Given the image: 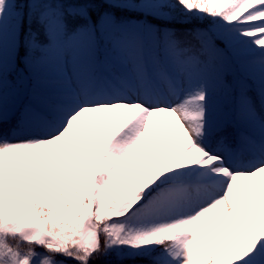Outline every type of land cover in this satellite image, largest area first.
<instances>
[{"label":"snow or ice","instance_id":"6c2138e0","mask_svg":"<svg viewBox=\"0 0 264 264\" xmlns=\"http://www.w3.org/2000/svg\"><path fill=\"white\" fill-rule=\"evenodd\" d=\"M93 260L264 264V0H0V264Z\"/></svg>","mask_w":264,"mask_h":264},{"label":"trees","instance_id":"16d2710c","mask_svg":"<svg viewBox=\"0 0 264 264\" xmlns=\"http://www.w3.org/2000/svg\"><path fill=\"white\" fill-rule=\"evenodd\" d=\"M92 264H102V261L101 260H93L92 261Z\"/></svg>","mask_w":264,"mask_h":264}]
</instances>
